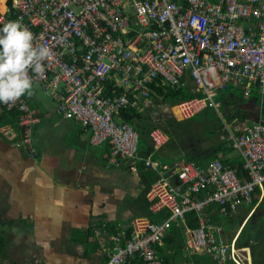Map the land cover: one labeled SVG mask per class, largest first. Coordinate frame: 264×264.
I'll return each instance as SVG.
<instances>
[{
	"label": "built area",
	"instance_id": "built-area-1",
	"mask_svg": "<svg viewBox=\"0 0 264 264\" xmlns=\"http://www.w3.org/2000/svg\"><path fill=\"white\" fill-rule=\"evenodd\" d=\"M9 20L26 25L34 44L50 50L33 86L55 102L56 114L78 122L88 132L90 145L108 147L107 166L126 164L134 174L142 166L154 175L145 200L149 214L159 217L136 216L129 235L109 236V246L98 236L105 264H125L132 256L144 264H163L153 245H162L172 225L183 229L187 256L204 250L216 264H251L249 248L236 243L256 206L230 240L212 215L235 216L239 204L251 205L256 188L257 203L262 200L263 115L231 137L243 160L244 172L238 176L236 168L217 157L201 167L185 159L157 163V153L169 141L160 128L150 130V152L140 155L139 134L118 114L128 107L154 110L151 83L188 87L195 95L161 106L177 122L207 109L219 117L220 98L229 86L240 89L247 99L252 91L258 92L262 106L264 0H0V25ZM115 88L122 94L113 95ZM1 105L17 115L19 138L13 145L34 159L32 131L39 118L27 96L12 106ZM10 132V124H0V137ZM190 212L196 215L194 228L186 223Z\"/></svg>",
	"mask_w": 264,
	"mask_h": 264
},
{
	"label": "crops",
	"instance_id": "crops-1",
	"mask_svg": "<svg viewBox=\"0 0 264 264\" xmlns=\"http://www.w3.org/2000/svg\"><path fill=\"white\" fill-rule=\"evenodd\" d=\"M32 91L27 99L39 118L32 131L36 157L13 145L19 138L15 123L0 137V264H105L97 237L109 246V236L126 233L132 219L147 216L150 171L107 166L108 147L90 145L78 122L36 104ZM242 97L239 109L249 110L251 99ZM231 99L223 95L221 106ZM217 154L225 158V152ZM172 155L160 150L156 157L163 162Z\"/></svg>",
	"mask_w": 264,
	"mask_h": 264
},
{
	"label": "trees",
	"instance_id": "trees-1",
	"mask_svg": "<svg viewBox=\"0 0 264 264\" xmlns=\"http://www.w3.org/2000/svg\"><path fill=\"white\" fill-rule=\"evenodd\" d=\"M149 89H150L149 96H152V98L154 99V102L156 104V108H154V110L155 109L159 110L163 104L173 105L176 102L191 98L192 96H195L194 94H191L189 92L188 87H181L180 86L178 88H171L167 85H160L159 83L157 85H155V83H151V84H149ZM122 92H123L122 89L115 88V92L113 93V95L119 96L120 94H122ZM237 92H238V95L236 94ZM250 94H251L250 99L252 101L251 107L254 108V106H257L260 109L261 115H263V117H264V103L262 104V106H260L259 93L256 91L255 92L252 91ZM222 95H232V99H231L232 102L230 104H227V105L221 107L220 111L223 114L225 113L226 116L229 119H231V121L236 120L235 125L239 126L238 129H242V126L245 124V121L256 120L251 116L252 111L250 109L249 110L239 109V107H241L243 102L245 101L242 97V92L240 89L233 88V87L229 86L227 92L223 93ZM126 97L130 101L133 100V98H131L129 95H126ZM229 106H231V108H229ZM163 109L164 108H161V111ZM146 111L140 112L136 108L128 107L124 110H121L118 114V118L122 122L129 124L139 134L138 150H139V154L142 156H145L148 152H150L151 144H150L148 134H149L150 130H152L153 128L162 129L168 135L169 141H171V143H172L171 145H173L172 147L176 148V151L174 152V150L171 149L172 147L169 148L168 144H166L164 149L166 151H167V149H169V152L173 151L172 157H174V159H172V160L168 159V160H166V162H171L173 160L176 161V160H180V159H185L186 161L193 162L196 165L201 167V166H204L209 160L216 158L218 156L217 152H220L223 149H227V146L229 145V142L224 139L225 133H223L221 131H220L221 132L220 137L218 138V140H219L218 143L216 145H214V143H210V142H212V137L216 136V131H212L209 127L206 128V126H203L202 124H200L199 126L203 127V130L201 131L202 136H206L207 142L214 147L212 149H209V151H207V150L202 151L200 148H198L200 150L195 151V148H194V152L188 154L189 152L186 151V153L183 154L182 150H183V144L184 143L179 142L174 137L175 136L174 131H177L179 128H182V126H180L178 124L185 122V121L194 120L195 118L199 117L202 113H204L207 110H204L202 113H200L199 115H197L193 118H190L188 120L181 121V122H177V121L173 120L170 117V115H168V112L166 110L164 111V113L168 116L166 119H163L161 116H159L162 114L161 111H159L158 115L156 114V116H153L152 113H150L149 111H147L148 113H146ZM225 114H224V116H225ZM154 117H156V118H154ZM208 118H212L213 122H215L214 112ZM16 119H17V115L15 112H6L4 110V108L2 107V105L0 106V124L10 123V122L16 123ZM205 120H203V121H205ZM218 126L220 127V129H222V124L220 122H219ZM205 128L209 129V131H207V130L204 131ZM202 140L203 139L201 137L200 141H202ZM205 144H206V141L204 142V145ZM196 145L197 144H195V146ZM190 148H192V147H190ZM207 154H208V157L205 160V157ZM167 155H168V153H167ZM220 160L223 164L229 165L231 168H236L238 176L243 174L244 169H243V161H242L241 157H236L235 159L220 158ZM139 167H142V166H139ZM148 173H149V180L148 181L151 183L154 180V175L151 172H148ZM259 192L260 191L256 188L255 189V197L253 198L251 205H249L250 209L254 206H256V208H255L254 212L250 215V217L247 219L244 226L241 228L239 235H238L237 243H236L237 247H239V248H242V247L249 248V251H250L251 257H252V263L251 264H257L258 262L256 263L255 260H257V261L263 260L262 264H264V259H258L255 255V247L258 245H261V243L264 244V237H262V239L259 242L254 243L251 240H249L250 237L252 236V232L250 230H249L250 233H248L249 232L248 231L247 232L248 234L244 235L246 227L249 224H252V220H254L256 218L257 214L259 212H262V211L264 212V195L262 197V200L259 203H257L258 202L257 195L259 194ZM208 210L211 211V208H209ZM249 210L247 211L245 216H243L241 221H239V225L242 222V220L246 217ZM150 217H151V219H157L156 217H159V216L158 215L154 216V218H153V216H150ZM212 219L214 222L220 224L223 227V230L225 229V221H228V222L231 221L230 220L231 217L228 219H225V218H223L217 214H213ZM238 220H239V217H238ZM186 223H187V226L189 228L196 227V215L193 212L186 214ZM239 225H238V228L236 229V231L239 229ZM235 232L232 235L225 237V239L230 240L234 236ZM224 234H225V232H224ZM127 235H129V230L127 231ZM257 239H259V238H257ZM162 240H163V242H162L161 246H158L155 244V245H153V248L155 250H157L159 255L163 258V264H188V263H192V264H216L215 261H213L209 256H207L204 253V250L193 252V254L191 256L185 255L184 248H183L184 247L183 246V229L180 227H176V226L172 225L168 231V234ZM125 264H144V263L137 256H132V257H128L127 262ZM226 264H235V263L227 262Z\"/></svg>",
	"mask_w": 264,
	"mask_h": 264
},
{
	"label": "clouds",
	"instance_id": "clouds-1",
	"mask_svg": "<svg viewBox=\"0 0 264 264\" xmlns=\"http://www.w3.org/2000/svg\"><path fill=\"white\" fill-rule=\"evenodd\" d=\"M34 39L33 32L18 20H9L0 25V103L12 106L21 98L33 94V79L43 74L45 61L50 55V50L46 46H36ZM219 117H222L221 113ZM248 121L251 120L245 121L242 129H238V125L227 128L224 124V139L229 145L222 151H236V157H241L232 146L231 137L242 132Z\"/></svg>",
	"mask_w": 264,
	"mask_h": 264
},
{
	"label": "rangeland",
	"instance_id": "rangeland-1",
	"mask_svg": "<svg viewBox=\"0 0 264 264\" xmlns=\"http://www.w3.org/2000/svg\"><path fill=\"white\" fill-rule=\"evenodd\" d=\"M33 88L36 90L35 99H34L36 104L39 103V105L41 107H45L47 109H51V108L53 109L55 107V104H54L55 102L52 99L41 94L40 88L38 85H34ZM236 94L238 95V92ZM30 103H31V101H30ZM155 110H151L149 112L152 113L153 116H156V114L158 115L159 111H161V109L156 110L157 112ZM164 111L165 110H162L161 111L162 114L159 116H161L163 119H166L168 116L164 113ZM146 113H148V112H146ZM220 113H221L222 117L219 118V117H217V115H215V122H213L212 118H208L210 115L213 114V111L210 109H207V111L202 113L199 117L195 118L194 120H189V121H185V122L178 124V125L182 126V128H179L177 131H174V133H175L174 137L179 142L184 143L183 144V150H182L183 154H185L186 151L189 152L188 154L194 152V148H195V151L200 150V149L203 151L206 148L212 149L214 147L207 142L206 136H202L201 131L203 130V127H200L199 126L200 124H202L203 126H206V128L209 127L212 131H216V136L212 137V142H210V143H214V145H216L218 143V141H219L218 138L220 137L221 132H223V130L225 128L224 127L225 123H226L227 128H234L233 125H235L236 121L232 122L231 119H229L225 113H224L225 116L221 111H220ZM154 118H156V117H154ZM203 120H205V121H203ZM219 122L222 124L223 129H220V127L218 126ZM247 124H249V123H247ZM206 128L204 129V131H206V130L209 131V129H206ZM201 137L203 139L202 141H200ZM205 141H206V144L204 145ZM166 144H168L169 148L173 146V145H171L172 144L171 141H168ZM195 144H197V145L195 146ZM188 147L189 148L192 147V148L189 149ZM198 148H200V149H198ZM171 149H173L174 152L176 151L175 147H172ZM160 150H165V149L163 148ZM221 152L222 153L225 152V154L222 155L225 157L224 159L233 158V157H236V155H237L236 151L225 150V151H220V153ZM167 153H168V155H170L169 158H171L173 151L169 152V149H167ZM218 155L221 156L220 154H218ZM169 160H172V159H169ZM155 161H157V163H159V164L167 163L166 161L162 162V160H160V158H158V157H155ZM249 209H250V206L245 205L244 203L238 205V214L233 216L230 219L231 220L230 222L225 221V229H224L225 237L232 235L236 231V229L238 228V225H239V221H241V219L243 218V216H245V214L247 213V211ZM145 215H147V217H149V218H151L150 216H153L147 212L145 213ZM238 217H239V220H236V218H238ZM153 218H154V216H153ZM249 230L252 232V236L250 237L249 240H251L254 243L259 242L262 239V237H264V212L263 211L259 212L257 214L256 218L254 220H252V224H249L246 227L244 235L245 234L247 235L248 233H250ZM257 238H259V239H257ZM261 245H258L255 247L256 248L255 249V255L258 259H264V256H263L264 255V244L261 243ZM255 261H256V263L258 262L257 264H262V262H263V260H258V261L255 260Z\"/></svg>",
	"mask_w": 264,
	"mask_h": 264
},
{
	"label": "water",
	"instance_id": "water-1",
	"mask_svg": "<svg viewBox=\"0 0 264 264\" xmlns=\"http://www.w3.org/2000/svg\"><path fill=\"white\" fill-rule=\"evenodd\" d=\"M251 103H252V101H251ZM249 105H251V104H249ZM250 108L252 110V115L251 116L254 119H258V116H259V113H260V109L257 106H254V108H252V107H250Z\"/></svg>",
	"mask_w": 264,
	"mask_h": 264
}]
</instances>
